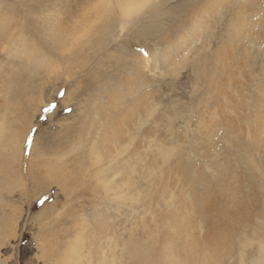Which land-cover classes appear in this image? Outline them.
<instances>
[{"label": "rangeland", "instance_id": "1", "mask_svg": "<svg viewBox=\"0 0 264 264\" xmlns=\"http://www.w3.org/2000/svg\"><path fill=\"white\" fill-rule=\"evenodd\" d=\"M109 1L0 0L9 27L0 36V112L10 80L34 87L17 104L20 162L8 187L0 185V264H137L132 243L155 254L170 247L180 264H198L214 252L224 258L228 244L256 245L264 222V120L255 119L264 116V0H140L122 31L97 32L92 44L80 37L84 53L66 85L57 73L28 71L30 45L53 54L51 24L72 30L92 3ZM199 14L209 25L193 32ZM113 97L125 121L101 141ZM58 159L71 163L58 180L35 167Z\"/></svg>", "mask_w": 264, "mask_h": 264}, {"label": "bare ground", "instance_id": "2", "mask_svg": "<svg viewBox=\"0 0 264 264\" xmlns=\"http://www.w3.org/2000/svg\"><path fill=\"white\" fill-rule=\"evenodd\" d=\"M213 1H211L210 3H212ZM225 1L226 0H217V2H215V5L216 4L222 5ZM94 4L95 3H92V6ZM206 4H208V3H206ZM142 5H145V4L143 2H140V0H114V1L110 0L107 3V5H105L104 7H101V8H91L92 6L91 7L89 6L87 11L83 15H80V16L78 15V18L74 19L72 30H70L69 28L65 29L66 27H64L65 30L64 29L62 30L61 28H63V27L60 28V26L58 27V25L56 26L54 24H51L50 29L47 31L48 33L46 34L45 39L49 42L50 48H51V50H53V54L56 55V57H57V52H58V55L61 59V62L63 63V66L61 69H56L57 65H58L57 58L53 54H48L47 52H44L43 48H46V47H43V46L39 47V46H37V44H35V45H30L32 50L29 49L30 50L29 52H26V51L23 52L24 57H25L24 58L25 62L27 64H29V67L27 68L28 71L32 72V73H35V72L37 73L43 69L47 73L49 72V74L57 73L58 77H59V75L62 76L63 81H65L64 85H66L68 83V81L71 80V77L75 75L74 71L77 68L76 62H78L81 59L82 53H84V51L82 50V46H84V45H81L79 43V42H81L80 37L85 35V38L87 39L85 43L92 44L93 40H91V39H92V37H94L97 34V32L101 37H103V36L111 35V33L113 31V27L116 29H120L122 31L124 28H126V26L128 24L133 23V21L137 18L138 14L140 13L141 9L143 8ZM203 5H205V3ZM207 7H208V5H207ZM207 9H210L211 11H213L212 8H207ZM253 9H254V7H253ZM115 12H117V13H115ZM200 16L203 17L202 15L199 14V16L196 18H199L200 20H198L192 24L193 25V32L200 31L198 29H201L203 27L206 28V26L209 25L208 24L209 19L207 18L203 21V19ZM60 18H59V20H60ZM65 20L67 21L66 18H65ZM65 20H63V21H65ZM8 29H9V27L5 26V24H4V17L0 16V32L3 33V34L0 33L1 34L0 36L6 35ZM145 30L146 29L141 28L140 30H137V32H135L134 35L139 34V33L144 34ZM70 33H73L74 39L70 38ZM192 36H193V34H192ZM181 40L183 41L182 42L183 48L186 47V44H190V42H191V39L188 37H185V36ZM99 41H100V43H102L103 40H100V38H99L96 41V43H98ZM72 42H74V43L72 44ZM0 43H2V42H0ZM75 44H76V46H75V48H73L72 46H74ZM78 45L81 46V48ZM71 47L74 50L70 51ZM178 47H180V46H178ZM129 54L134 55V53H132V52H130ZM150 58H151V56H149V55L146 58H141V61H142L141 65L143 66L142 67L143 69L148 67L149 62H151ZM160 58H161V56H160ZM181 58H182V56H181ZM172 60H174V59H172ZM215 61H216V59H215ZM165 62H166V60H165ZM71 64H72L73 68L70 67ZM168 64H169V62H168ZM139 65H140V63H139ZM173 65H174V63H173ZM168 66H172V65L169 64ZM155 67L153 66L152 68H155ZM57 70H58V72H57ZM172 71H175V70L173 69ZM21 77L18 78L16 76V79L10 80L9 87H8V98L5 101V103L1 106L2 111L0 112V185H3V186L4 185L7 186L14 179V171L12 172L10 169L12 164L14 165V163L20 162L18 156L20 153L21 139L18 136L17 127L15 125V122H17V120H18L16 118L20 116V115H18L19 114V112H18L19 108L17 107L18 106L17 104H18V102H21L22 96L28 95V93L32 92V90L34 88L30 84H28V87H22L23 85L20 86L19 83H20ZM111 99L113 100V102L111 104L109 103L106 110H108L112 113V117H113L112 123L114 125L112 124V125L104 128L105 132L101 136V141L111 140L114 136H116L118 134L115 131L121 132L120 126L125 121V118H124L125 116L122 115L123 113H121L119 111L116 112L115 109L117 108V106H116V108L113 106V104H115L114 97ZM104 115H106V114H104ZM256 115H257V117L258 116L259 117L255 118V119H262L263 118V120H264V116L261 113L259 115L257 113ZM19 119H20V117H19ZM27 128L28 129L26 131L28 132L29 126ZM20 133H22V132H20ZM260 137L261 136L257 135V137H255L254 140L256 142H261L262 140ZM239 150L241 152L245 153V155H246L245 159L248 161L249 158L247 155V148H244V146H243V148L242 149L239 148ZM249 156H250V154H249ZM95 158L92 157V159H93L92 163L98 164L99 161L95 160ZM61 160H63V159H61ZM61 160L58 159V161L60 162L59 165H58V163H57V165H54V164H51L50 162L44 161V160L38 161L36 163L35 167H43V169H45L47 174L51 173L53 175L52 177L55 178L56 180H58L60 178H58L57 175H59L61 178H63L62 175H64V174H66L68 176V169H69L68 167L71 164L70 163L69 165H67V164H65L66 162L64 163V160H63V162H61ZM98 160H99V158H98ZM72 161H73V159H72ZM249 161H252V160L249 159ZM76 163H77V161H76ZM74 168H76V167L74 166ZM81 169H83V168L81 167ZM81 169H80V166L78 165L77 170H76L77 173L79 171H82ZM71 176H73V173H71ZM72 181H74L73 178H72ZM104 190H106L105 187H104ZM259 227L261 228L260 231H263V233L260 235V237H259L260 239L258 240L256 245L252 246V243L247 241V240L240 242V245H238V248L232 247V245L228 244L225 247L226 256L224 258L222 255H217L214 252L210 256H202V259H201V261L198 262V264H231L230 260L233 259L232 256L237 249H238L237 250V258L233 259L234 263H236V264H264V222L262 224H260ZM253 232L255 233L256 230H253ZM247 248H252V252H250L251 254H249V253L247 254ZM128 252L134 258V260L137 264H180V261L176 258L175 250L173 248H170V247H169V249L166 248L164 251H162V254H155L153 252V249H151L147 243H145L144 245H138L136 243H132V245L129 247Z\"/></svg>", "mask_w": 264, "mask_h": 264}]
</instances>
